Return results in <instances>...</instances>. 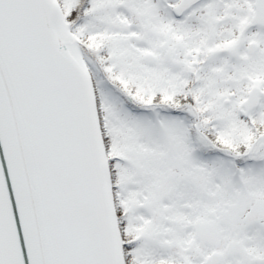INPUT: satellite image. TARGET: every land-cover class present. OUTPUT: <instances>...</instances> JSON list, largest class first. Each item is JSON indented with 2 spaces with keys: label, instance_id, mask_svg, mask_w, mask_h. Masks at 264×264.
I'll list each match as a JSON object with an SVG mask.
<instances>
[{
  "label": "snow or ice",
  "instance_id": "1",
  "mask_svg": "<svg viewBox=\"0 0 264 264\" xmlns=\"http://www.w3.org/2000/svg\"><path fill=\"white\" fill-rule=\"evenodd\" d=\"M0 264H264V0H0Z\"/></svg>",
  "mask_w": 264,
  "mask_h": 264
}]
</instances>
